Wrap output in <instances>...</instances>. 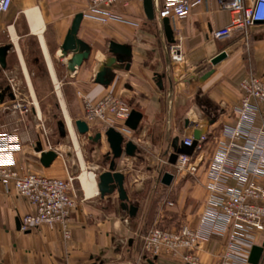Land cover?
Listing matches in <instances>:
<instances>
[{
  "label": "crops",
  "instance_id": "0c3cea01",
  "mask_svg": "<svg viewBox=\"0 0 264 264\" xmlns=\"http://www.w3.org/2000/svg\"><path fill=\"white\" fill-rule=\"evenodd\" d=\"M162 1L153 0V21L146 18L142 0L114 3L109 10L120 17V20L107 22L84 16L88 13L90 0H12L10 9L0 14V46L14 43L9 31L12 28L16 43H28L30 40L36 42L44 56L41 46L43 42L47 55L60 57L62 80L57 83L69 111L76 118L83 121L84 115L78 94L91 100L107 94L119 97L131 111L139 112L142 116L135 131L127 129L122 134L127 137L136 134L131 141L130 138L125 141L126 136L124 138L125 142L130 141L136 146L134 157L123 154L116 161V171L124 176L128 203L137 208L135 216L129 217L128 212L120 208L116 192L101 198L95 174L90 172L94 176V188L90 196H86L80 179L78 181L80 189L76 193V209L71 213L68 225L69 239H64L60 227L55 225H44L34 231L22 232L19 218L32 213L33 207L14 192H6L0 183V264H116L122 256H129L133 260L129 263L134 264L143 257L140 254L139 231L144 223L143 213L136 204L137 201L132 198V193L138 194L145 189L148 185L146 182H151L149 176L152 171H143L141 168L126 171L121 170V166L123 160L138 158L143 164L151 157L147 155L150 152H153L152 157L157 164H161L159 167H165L158 175L160 187L170 191L181 184L177 201L168 202L172 207L166 205L167 209L179 218L185 217L186 222L183 224H197V214L205 199L208 184L207 158L194 177L185 178L176 175L173 165H165L163 161H168L173 153L171 143L175 138L180 142L188 136L193 138L195 130L208 135L210 148L207 153L208 157L211 156L221 128L233 125L236 121L235 112L242 95L240 82L249 74L264 76V26L255 25L250 30L246 44L238 34L227 40H214L211 33L226 27L230 22V15L220 9V4L226 0H204L201 5L192 9L185 21L169 22L172 31V38L169 39L162 26L163 20L156 17V9ZM78 14H82L83 19L76 38L87 46L90 54L80 67L70 72L66 63L72 55L63 58L60 47ZM111 42L130 48V64L128 70L112 71L113 80L108 86H103L96 83L95 79L100 65L110 57ZM172 46H179L182 58L178 64L170 61L169 48ZM15 49L13 44L6 56V68L0 69L1 71H7L8 56ZM19 49L20 58L19 54L16 55L19 58L18 65L26 88L32 95L34 92L28 81L29 72L23 52ZM220 53H225L226 58L215 66L211 65V59ZM50 63L57 81L54 62L50 60ZM47 70L53 82L48 66ZM210 71V76L204 79ZM53 88L56 92L54 82ZM7 92L9 95L10 89ZM89 130L94 131V136L101 133L102 143L104 131L99 127ZM17 134L21 150L16 154V162L21 173L60 179L69 174L64 157L56 151L58 157L49 167L41 165L40 154L35 150L37 144L41 145L43 151L51 150V145L40 133L35 139H31L27 133ZM89 137L91 136H88V141L96 145ZM109 151L108 146L106 153H103L104 162L108 165L111 158ZM107 169L108 166L103 172ZM166 173L173 177L169 186L161 183ZM134 174L139 175L141 180L134 178ZM113 205L115 209L112 212ZM193 207H197V211L191 212ZM154 227L156 226L146 232ZM123 239L127 242L125 251L119 245ZM223 243L224 238L221 237L208 240L199 252L202 262L215 264ZM262 244L263 238L259 237L256 245ZM142 264L180 263L161 256Z\"/></svg>",
  "mask_w": 264,
  "mask_h": 264
},
{
  "label": "built area",
  "instance_id": "2783aa9c",
  "mask_svg": "<svg viewBox=\"0 0 264 264\" xmlns=\"http://www.w3.org/2000/svg\"><path fill=\"white\" fill-rule=\"evenodd\" d=\"M118 1L125 0H90L84 16L101 22L120 20L109 10ZM203 1L163 0L156 9V17L160 21L183 22ZM11 3L12 0H0V14L6 13ZM220 9L229 13L230 22L211 33L214 40L223 41L238 34L246 44L250 30L258 24L264 26V0H226ZM169 52L172 64L181 62L179 46L170 47ZM239 88L242 95L235 112L236 121L221 128L211 156L207 153L208 135L202 134L193 154L177 155L172 166L178 175L194 177L207 158L208 184L197 224L152 228L142 237L143 257L134 264L161 256L180 264H204L199 252L213 237L224 238L215 264H249L251 249L257 246L259 237L264 243V76L249 74ZM3 90L0 86V96ZM78 97L83 106V121L89 129L114 128L121 134L127 131L125 122L131 109L122 99L110 94L96 100L81 94ZM182 144L192 146L193 138L185 137ZM20 150L21 141L16 132H0V183L6 192H14L33 207L32 213L19 218L20 230L30 232L44 225H55L60 227L64 239H69L68 225L76 209L75 178L69 174L60 179L21 173L16 162ZM163 163L168 165L167 160ZM167 205L172 207L171 203ZM259 264H264V252Z\"/></svg>",
  "mask_w": 264,
  "mask_h": 264
},
{
  "label": "rangeland",
  "instance_id": "374dc122",
  "mask_svg": "<svg viewBox=\"0 0 264 264\" xmlns=\"http://www.w3.org/2000/svg\"><path fill=\"white\" fill-rule=\"evenodd\" d=\"M262 34L264 35V32H262ZM17 47L18 51L15 49V52H11L8 56L7 71H0V86H2L4 89L9 88L10 93L14 96L13 102L8 97L3 99L4 103L0 105V132L27 133L31 139L37 138V135L40 133V136L44 140L49 141L51 150L56 151L59 155L64 157L69 175L75 178L73 186L77 193V191L80 189L78 181L80 175L82 174V168L79 166L80 163H78L79 159L76 154V149L64 121L59 98L56 92H54L53 82L49 78L46 66V58L41 53L39 44L31 40L28 43H17ZM19 48H21L23 52V58L25 59L29 72V81L31 82L33 88L34 98L37 103L40 115H38L36 112L34 99L26 88V83L23 80V76L18 65L19 58L17 59L16 55L18 52L20 53ZM49 59L51 62H54L55 70L57 72V82H59V80H62V75L60 73L61 65L59 64L60 57L54 56L52 54L49 56ZM12 89L14 92H12ZM61 96L71 119L74 130L73 133L76 137L77 144L81 152V158L83 162H85L84 165L86 164L88 168L87 170L86 166H84L85 171L95 174V180L97 182L99 174L103 172V170L108 166V164L104 162L103 156V153H106V150L108 149L106 139L104 137L102 141L103 147H101L102 143H100V141L97 142L96 145H93L88 141V136H94L93 130H89L87 135H79L75 128V121L80 119L76 118L73 115V112L69 111L64 96ZM18 105L20 108H18ZM58 121H62L65 125L66 136L63 139L59 137L57 131ZM125 136V141H127L129 138L131 141L133 138H135L136 134L135 136ZM152 154L153 152L147 153L148 157H151L143 164L140 163L141 160L138 158L137 160L132 161L123 160L121 166V170H138L141 168L143 171L144 169L152 171L151 175L149 176V180H151V182H146V185L147 183L148 185L145 187V189L140 191L138 194L132 193V198L137 201L136 204L140 206V210L143 213L142 222L144 225L139 231L141 241V255H143L142 237L147 233L146 231L149 228L153 226L160 228H178L184 222H186L185 217L181 216V218H179L173 211L167 209L166 206L168 202L175 203L177 201L178 188L181 184L177 185L175 188H172L170 191L160 187L158 175L165 169V167H159L161 164H157V161L156 159H153ZM174 172L176 175H178L175 170ZM183 177L185 178L187 176ZM134 178L141 180V177L137 174H134ZM112 207L113 212L115 205ZM190 210L191 212H195L197 211V207H193ZM119 245L123 251L127 249V242L125 239H123ZM132 261V258L129 256H122L116 264H130Z\"/></svg>",
  "mask_w": 264,
  "mask_h": 264
},
{
  "label": "water",
  "instance_id": "95a60500",
  "mask_svg": "<svg viewBox=\"0 0 264 264\" xmlns=\"http://www.w3.org/2000/svg\"><path fill=\"white\" fill-rule=\"evenodd\" d=\"M144 13L149 21L154 20V7L153 0H142ZM83 19L82 14H78L74 17L71 28L68 31L63 44L60 47L61 56L63 58L72 55L70 61L66 63L67 68L70 72H74L76 67H80L83 61H86L89 57L90 50L85 44L76 38L80 23ZM162 26L167 38H172V31L168 20L162 21ZM12 45L0 46V69L4 70L6 68V56L8 52L12 49ZM109 53L110 57L107 58L99 67L98 73L96 75V83L108 86L114 78L112 71L128 70L130 64V48L127 46H122L115 44L113 42L109 43ZM226 58L225 53H220L211 59V65L215 66ZM211 71L208 72L203 78L206 79L210 76ZM160 85V82L158 83ZM9 91V88H5L0 96V100L3 101L5 93ZM8 97L13 100L14 96L10 93ZM141 114L136 111H131L128 119L125 122V127L131 131H135L140 120ZM75 128L79 135H87L89 133V128L87 124L82 120L75 121ZM57 130L60 138H65L66 131L65 125L62 121L57 122ZM201 133L195 130L193 133V144L190 147H186L175 138L171 143V148L173 153L168 159L170 165H174L177 159V155L191 156L196 147L197 141L199 140ZM104 137L110 149V161L108 169L102 172L97 179V189L101 198H104L113 193H117L118 199L120 201V208L128 212L129 217H134L137 208L129 205L128 197L124 190V176L116 171V161L119 160L122 155L128 157H134L136 146L132 142L124 141V136L116 131L114 128H109L104 131ZM102 134L97 133L94 137H89V140L97 143L101 140ZM36 152L40 154V163L43 167H49L52 162L58 157V154L53 151H43L41 145L38 143L36 147ZM172 175L166 173L161 179V183L165 186H169L172 182ZM20 228V226H19ZM264 252V243L261 246H253L249 255V264H259L262 254Z\"/></svg>",
  "mask_w": 264,
  "mask_h": 264
},
{
  "label": "bare ground",
  "instance_id": "6f19581e",
  "mask_svg": "<svg viewBox=\"0 0 264 264\" xmlns=\"http://www.w3.org/2000/svg\"><path fill=\"white\" fill-rule=\"evenodd\" d=\"M9 31H10V34H11V39L14 42L13 44L15 45V48L18 51V47H17V43H16V35H15V33H14L12 28H9ZM41 46H42V49H43V52H44V56L46 58V62H47V66H48L49 72L51 73L52 78H53V82H54V85H55V91H56V94H57V96L59 98V103L61 105V111H62V114H63V117H64V121H65L66 127H67V129L69 131V134L71 136V140H72V142L74 144V147L76 149V154L78 156L79 163H80V166L82 168V174L79 177V179H80L83 191L85 192L86 196H90L92 194V191H93V188H94V176H93V174L85 171V167H84L85 165H84L83 160L81 158V152L79 150L76 137H75V135L73 133L74 130H73V126H72V123H71V119H70V117H69V115L67 113V110L65 108V104H64V101H63L62 96H61L59 84L57 83V81H56V79L54 77L53 67H52V64L50 63L49 57H48V55L46 53V49H45V46H44L43 42L41 43ZM18 54H19V58H20V53L18 52ZM21 61H22V59H21ZM22 65H23V63H22ZM23 70H24L25 76L27 77L28 75H27V73L25 71L24 66H23ZM31 94H32V97L34 99V105H35V108H36V112H37L38 115H40L37 103H36L35 98H34V94L33 93H31Z\"/></svg>",
  "mask_w": 264,
  "mask_h": 264
},
{
  "label": "flooded vegetation",
  "instance_id": "af4514ba",
  "mask_svg": "<svg viewBox=\"0 0 264 264\" xmlns=\"http://www.w3.org/2000/svg\"><path fill=\"white\" fill-rule=\"evenodd\" d=\"M1 71V70H0Z\"/></svg>",
  "mask_w": 264,
  "mask_h": 264
}]
</instances>
